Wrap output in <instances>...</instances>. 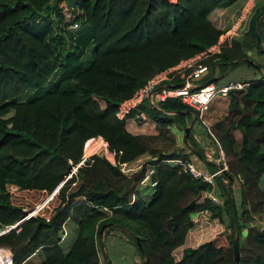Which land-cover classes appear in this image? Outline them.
Masks as SVG:
<instances>
[{
  "label": "trees",
  "instance_id": "obj_1",
  "mask_svg": "<svg viewBox=\"0 0 264 264\" xmlns=\"http://www.w3.org/2000/svg\"><path fill=\"white\" fill-rule=\"evenodd\" d=\"M245 2L0 0V227L21 219L0 234V245L11 250L12 264L110 263L109 255L100 257L99 227L105 222L110 224L103 228V244L110 230L119 229L140 255L138 264H235L234 232L238 264H264V226L255 223L264 214V71L229 88L222 115L209 124L226 165L212 183L166 160L192 154L203 159L190 127L183 135L187 119L200 120L197 110L167 96L153 102L158 111L142 97L116 114L120 102L154 73L205 50L234 20L238 24L219 50L199 58L206 73L198 82L210 76L217 82L225 70L247 63L248 49L264 56V0H252L239 18ZM233 6L236 15L229 24L214 22V13L219 17ZM32 22H40L45 34L32 29ZM76 35L92 45L90 61L49 80L56 68L49 39L63 42ZM178 81L183 79L171 73L162 82ZM27 88L35 89L21 99ZM145 117L154 133L127 129V118L138 123ZM178 129L182 144L171 146ZM96 136L115 161L149 156L128 173L103 154L82 158L101 143ZM153 138L167 141V148L150 145ZM202 162L210 171L218 168ZM145 182L152 190L142 195L137 187ZM8 184L17 190L9 192ZM210 191L218 202L208 199ZM45 193H51L49 206L28 214L24 206L34 208ZM213 220L223 229L191 244V232ZM64 225L72 226L70 234ZM64 228L70 237L66 247L59 238Z\"/></svg>",
  "mask_w": 264,
  "mask_h": 264
},
{
  "label": "rangeland",
  "instance_id": "obj_2",
  "mask_svg": "<svg viewBox=\"0 0 264 264\" xmlns=\"http://www.w3.org/2000/svg\"><path fill=\"white\" fill-rule=\"evenodd\" d=\"M252 0H246V4L244 5L242 11L244 12L245 10H247V8L250 6ZM236 6H233L231 8H229L230 10H224L221 15L218 17L215 13L214 15V22H218L220 25H222L223 23L229 24L231 22V20L234 19L235 15H236V11L234 10ZM238 24V20H234L232 22V27H234L235 25ZM32 29H37L40 31H44L45 34V29H42V24L40 22H32V24H30ZM77 26H74L73 28H75ZM36 31V30H35ZM85 40L82 41V43L79 42L78 39V35L68 38L63 39V42L61 40H52V38L49 39V47L51 50V56L53 59V62L56 64V68L55 71L52 73V75L50 76L49 80H53V79H57L60 76H64L69 74L70 72L74 71L75 69L82 67L86 64H88V62L90 61L91 57H92V45L90 43H86L85 44ZM248 54L247 56L252 58L254 61H256L257 63L263 61V55L262 54H258L257 52H255L254 48H252L251 50L248 49ZM251 51V52H250ZM201 54H195L191 57H189L188 59H183L180 60L177 64H175L174 68H171L168 73H177L178 77L184 79H190V76H187L191 70L195 67H197V64H202L199 62V58L201 57ZM216 70V69H215ZM262 71H264L263 69H260ZM252 71L253 68L251 67V65L247 64V63H238L236 65H234L233 67H231L228 70H225L221 76V79H219L217 82H214L215 84H222L225 83L229 80L234 81V80H238L242 77L248 76V75H252ZM256 73L258 74V72L256 71ZM200 79V78H199ZM199 79H194L195 82H198ZM179 82V81H178ZM175 83V82H174ZM177 83V82H176ZM48 83H45L44 85H47ZM168 83H163V84H159V85H165ZM156 87L157 85H153L152 87H145L144 89H141V97H147L149 98L150 96H153L154 93L156 92ZM35 89V88H27L26 90L29 93H24L23 91L20 92L19 96L21 99L25 98V96L27 94L32 93L31 91ZM155 89V90H154ZM26 94V95H24ZM225 99H226V95H215L213 96L211 103H210V107H208V109L206 111H204V113H202V115L200 116V120H196L192 123H190V119H187V124L190 127V135L195 139V134L199 135L201 137V141L203 142V144H205V142L207 141L208 144L212 143L213 148L212 149H217V146L214 142V134L210 131V128L206 127V131L203 129V124L205 125H209L213 119L220 117L224 111V106H225ZM152 102H154V100H152ZM192 120V118H191ZM126 127L128 130H130L131 132L134 133H154L155 130L153 128V122H151L148 118H143L140 122L136 123L133 119L131 118H127L126 123H125ZM191 125V126H190ZM189 131V130H188ZM182 130H176L174 133L175 136V141H170L172 144H170L171 146L175 145L177 146L178 144H182ZM188 133V132H187ZM184 135V134H183ZM213 135V136H212ZM96 138H98L96 136ZM196 141V140H195ZM148 142L150 143V145L152 146H157V147H166L167 144H165L163 139H149ZM98 143V142H97ZM197 143V141H196ZM87 145V143H86ZM84 145V148L85 146ZM198 145V143H197ZM94 146V145H93ZM201 150H203L202 146H199ZM83 148V150H84ZM93 149H91V151L87 154L84 155L87 156L91 153H99V154H105L106 152V147L105 145H103L102 143H98V145H96L95 147H92ZM216 154V151L214 152V155ZM83 155V154H82ZM149 154L148 152H145L141 155H139L138 157H136L134 160H132L129 164H127V167L130 169L132 167H135L134 169H137L139 167V165L144 162L147 158H148ZM133 169V170H134ZM131 171V170H130ZM128 173V172H127ZM227 181V180H226ZM8 191L9 192H14L16 191V187L14 185L8 184ZM59 186V185H58ZM56 186L55 188L57 189ZM233 188L235 189L236 184L233 183ZM12 187V188H11ZM15 188V189H14ZM54 188V189H55ZM138 190L139 192L144 195V194H149L152 190V187L149 186L147 184V182H145L144 184H139L138 185ZM53 189V192H54ZM233 195V194H232ZM51 193H45V195L43 194L41 196V201L37 203V205L34 208H28L27 206H24V209L26 210H30L32 214L35 213H39V208L41 206L47 207L49 206V202L47 203V200L50 198ZM146 197V196H144ZM236 195L234 194V199L236 200ZM34 209V212H32V210ZM42 213H45L42 212ZM192 218L195 219L196 218V213L192 214ZM255 223L257 225H263L264 226V214L259 217L258 219L255 220ZM223 229V225L221 223H217V221L213 220L212 222H210V224H207L204 227L201 228H197L195 230H193L190 234L189 237V241L191 242V244H196L200 241H203L207 238H209L211 235H213L215 232H218L220 230ZM111 232L107 233V239H108V244L107 246H105L103 244V246H100V257H104L103 252L105 253V257L106 255H109L113 261H111L110 263L105 261V264H138L139 261H141V257L140 255H138V252L135 250L133 244L131 243L130 239H127L126 235L120 231L119 229H115V230H110ZM235 233V232H234ZM233 236V235H232ZM103 239V238H102ZM109 240H111L109 242ZM5 245H0V247H4ZM8 247V246H5ZM103 251V252H102Z\"/></svg>",
  "mask_w": 264,
  "mask_h": 264
},
{
  "label": "built area",
  "instance_id": "obj_3",
  "mask_svg": "<svg viewBox=\"0 0 264 264\" xmlns=\"http://www.w3.org/2000/svg\"><path fill=\"white\" fill-rule=\"evenodd\" d=\"M244 12L241 10V14H240L239 18L244 14ZM74 25L75 24H73V26ZM232 26L227 31H225V33L221 37H219L215 43L211 44L209 47H207L205 50L201 51L198 54L207 55L210 53L217 52L220 48V45L229 37L230 32H232V30L234 28ZM186 59H188V58H186ZM174 65H172V66H174ZM172 66L167 67L163 70H160V71L154 73L142 87L135 90L134 93L130 97H128V98L124 99L122 102H120L118 109L116 111V114L119 116L123 115L130 107H132L134 104H136L140 100L141 89H144L147 86L152 87L153 85H157L156 90L154 89L156 92L154 93L153 96L149 97V99H151V101L152 100H154V101L155 100H161L167 96L176 97L180 101H182L183 103H186V104L190 105L193 109L197 110L199 115L202 114L203 110L207 107L209 101L212 99L213 96H215V95H226L227 90L229 88H239L242 86V83L239 82L238 80H234V81L229 80V81L222 83V84H215L213 81H211V82H209V83H207L201 87L193 88V85H195L193 79L200 77L202 75V72L206 70L205 65L199 64V63L197 64V67L193 68L191 70V72L187 75V76H190V79H187V78L184 79L182 85H180V86L167 85V84L159 85V84H163V82H162L163 80H166L170 77V74L168 75V73H169V71H171L170 70L171 68H174ZM97 137L100 138L101 143L103 145H105V147H106V142L103 141L100 136H97ZM213 138H214L213 140L217 146V150H218V155H217L218 162H219L218 164H220V167H218L214 171H210L206 167L197 166L195 164V162L191 159H183L180 157H176V158H171V159H166V160H168L171 163L179 166L180 170L187 171L188 173H190L194 177L200 178L201 180H203L205 182L212 183L214 175L217 174L222 169H224L226 166L225 160H224V155H223L221 148L219 147V143H218L217 139L215 138V136H213ZM94 153H96V152H94ZM113 153H114L113 151H109L106 148V152L103 155L110 162L116 163L118 168L122 172L127 173L130 170L135 168V167H132L129 169L127 167V164H129L130 162L117 161V160L115 161L114 157H113ZM82 158H84V156ZM149 172H150V168L147 170L143 180L147 178ZM150 183L153 184L154 181H151ZM7 189H8V186H7ZM207 197L211 202H214V203L218 202V197L211 191L207 192ZM14 225L15 224L13 223V224H9V225H5L3 227H0V234L5 232L9 228L13 227ZM64 235H65V228L60 233V236H59L60 239ZM0 264H12V252L9 249V247H5V246L0 247Z\"/></svg>",
  "mask_w": 264,
  "mask_h": 264
},
{
  "label": "water",
  "instance_id": "obj_4",
  "mask_svg": "<svg viewBox=\"0 0 264 264\" xmlns=\"http://www.w3.org/2000/svg\"><path fill=\"white\" fill-rule=\"evenodd\" d=\"M256 45H259V35L256 33ZM249 51H246V53L248 54ZM243 60L246 61L248 64H250L251 66L255 67V68H259V63H257L256 61H254L252 58L248 57V56H244L243 57ZM215 79V76H210L208 77L207 79L193 85V88H198V87H201L211 81H213ZM183 84V81H179L177 83H173V84H167V85H177V86H180ZM148 101H149V104L150 106L152 107V109L154 110H158L160 111L161 109L156 107L153 102L151 101V99L148 98ZM184 111H179V113H183ZM189 130V125H185L184 126V137L186 138V135H187V132ZM84 156V155H83ZM218 167H220V164H218ZM230 181V176L228 175L227 176V182ZM28 214H32L31 211H28L27 212ZM21 220V219H20ZM20 220H18L17 222H19ZM17 222H15L14 224H16ZM108 224H110V222H105V223H102L101 226L99 227V236H100V245L103 246V241H102V232H103V228L105 226H107ZM241 233L243 235H245L246 233V229L243 228L241 230ZM135 241H136V244H137V247L140 251V254L142 255L143 251H142V246H141V243L140 241L138 240V237L136 236L135 237ZM103 252V251H102ZM103 255L105 257V253L103 252ZM232 256H233V259H234V262L235 264H238V259H239V255H238V243H237V234L236 233H233V236H232ZM141 264H144V261L141 262Z\"/></svg>",
  "mask_w": 264,
  "mask_h": 264
},
{
  "label": "crops",
  "instance_id": "obj_5",
  "mask_svg": "<svg viewBox=\"0 0 264 264\" xmlns=\"http://www.w3.org/2000/svg\"><path fill=\"white\" fill-rule=\"evenodd\" d=\"M248 51V50H247ZM251 52V51H250ZM256 52V51H255ZM263 55V54H262ZM263 61H264V56H263ZM263 61H261V62H263ZM261 62H259V63H261ZM250 65V64H249ZM252 68H253V70L254 71H252V75L250 76V75H248V76H245V77H242V78H249V77H254V76H256L257 75V73H256V71L259 69H263V68H255V67H253V66H251ZM230 69V68H229ZM228 70V69H227ZM260 71H262V70H260ZM206 73V70L205 71H203L202 72V75L203 74H205ZM194 79H199V77L198 78H194ZM194 79H193V81H194ZM221 79V78H220ZM239 80V79H238ZM197 83H199V82H195L194 81V84H197ZM210 102V101H209ZM209 104V103H208ZM207 108H208V105H207V107L205 108L206 110H207ZM204 109V110H205ZM203 110V111H204ZM206 127H209V125L207 124L206 125ZM209 132H211V131H209ZM195 136V140L197 141V143H198V145L199 146H202L203 147V150H202V154L204 155V157H203V159H201V158H199L198 156H196L195 154H192V155H190L191 157V160H193L194 162H195V164L197 165V166H199V167H206L207 168V166L202 162V160H209V161H212V162H214L215 164H216V166L218 167V157H217V155H218V150L217 149H212L213 148V146H212V143L211 144H208L207 143V141L205 142V144H203V142L201 141L202 139H201V137L199 136V135H197V134H195L194 135ZM216 151V154L214 155V152ZM65 226V225H64ZM65 228L67 229V231H69L68 233L70 234L71 232H72V226H69V225H66L65 226ZM68 233L65 235V236H63L60 240H62L61 241V245L63 246V247H66L68 244H69V241H70V237L69 238H67V236H68ZM60 238V237H59ZM67 238V239H66ZM107 241H108V239H107ZM107 241H106V245L105 246H107ZM111 240H109V242H110ZM191 243V242H190ZM105 264V263H104Z\"/></svg>",
  "mask_w": 264,
  "mask_h": 264
}]
</instances>
